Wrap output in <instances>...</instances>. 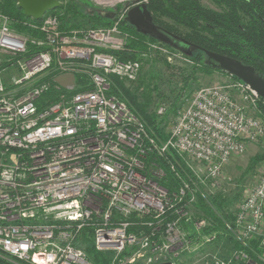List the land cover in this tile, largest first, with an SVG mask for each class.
I'll use <instances>...</instances> for the list:
<instances>
[{"label": "built area", "instance_id": "built-area-1", "mask_svg": "<svg viewBox=\"0 0 264 264\" xmlns=\"http://www.w3.org/2000/svg\"><path fill=\"white\" fill-rule=\"evenodd\" d=\"M129 8L111 26L68 32L49 12L24 23L25 32L0 14V264H93L84 239L109 264H135L146 251L154 264H177L179 249L189 254L221 238L218 228L206 232L216 223L199 199L231 242L261 249L257 263L231 242L229 258L200 260L264 264V168L235 209L224 205V218L215 191L230 159L264 136L260 97L230 76L198 88L157 140L109 95L111 77L135 81L142 69L115 56L127 42L119 24ZM146 48L169 63L181 55L158 42ZM60 76L73 80L64 86ZM169 212L176 218L165 222ZM192 219V230L181 225Z\"/></svg>", "mask_w": 264, "mask_h": 264}, {"label": "trees", "instance_id": "trees-1", "mask_svg": "<svg viewBox=\"0 0 264 264\" xmlns=\"http://www.w3.org/2000/svg\"><path fill=\"white\" fill-rule=\"evenodd\" d=\"M58 1L61 4L60 8L48 14L55 15L62 24L61 29L66 32L81 28V24L70 25V21H86L87 24L92 25V28H96L111 26L117 19L106 21L99 14L90 15L87 3L82 2V0ZM141 1H146L147 11L156 25L182 37L199 48L193 49L189 56L180 53L185 60L192 62L193 72L188 77H182L179 93L172 100L167 101L170 104L163 115L148 111L155 98L162 99L163 102L166 101L157 88L143 93L138 89L132 91L131 88L125 86L122 80L117 77H111L112 86L109 95L125 101L139 115L148 131L157 140L164 141L167 138L165 133L166 125L164 123L169 116L178 114L179 103L182 100L181 95L187 90L195 72L221 73L205 65L206 57L202 50L237 60L243 65L252 67L259 75L264 77V0H210L219 9V12L205 8L199 0ZM0 14L9 20V27L17 32L26 31L24 23H39V20H31L25 17L22 10L17 7L15 0H0ZM178 27L182 28L185 33H179ZM119 29L127 36V42L124 49L115 53V56L121 62L137 61L142 63L149 57L146 50L147 41L151 43H156V41L137 32L124 19L119 24ZM165 46L173 50L171 47ZM164 65L169 69L174 67L172 63L167 61L164 62ZM232 79L237 80L235 78ZM54 94V91L51 90L46 98L53 97ZM259 108L261 116L264 118V101L262 99ZM257 160H264V157ZM166 176L168 185L176 187L177 182L172 179V176L169 174H166ZM198 205L204 210L205 215L216 223L214 229L208 228L206 232L218 228L217 230L221 232V238L231 242L224 233L222 221L217 219L207 209L202 199H199ZM217 208L224 218V202L222 199H220ZM175 218L176 215L169 212L165 215L164 221L167 222ZM193 221L194 219L188 223L183 220L181 225L185 228L189 226L190 228L187 229L192 230ZM83 244L85 253L89 258L92 257L90 259L93 264H108L106 257L96 252L88 239H84ZM231 244L235 250L243 251L254 263H257V257L261 253L258 243L251 242L247 248H243L233 242Z\"/></svg>", "mask_w": 264, "mask_h": 264}, {"label": "rangeland", "instance_id": "rangeland-1", "mask_svg": "<svg viewBox=\"0 0 264 264\" xmlns=\"http://www.w3.org/2000/svg\"><path fill=\"white\" fill-rule=\"evenodd\" d=\"M131 1L133 0H124L120 3L117 1L113 4H105L99 3L96 0H82V2L87 3L88 13L90 15H96L100 10L105 11L114 8L117 10L116 14L119 15V12H122L128 4L130 5ZM140 2L146 4V1L140 0ZM199 2L205 8L219 12V9L216 8L210 0H199ZM111 5L113 6L111 7ZM69 23L70 25L81 24V29L92 28V25L87 24L86 21L76 20L73 22L70 21ZM177 30L179 33H185L182 28L178 27ZM178 57L179 58L171 62L174 67L169 69L168 67H165L164 62H166V60L162 55L152 53L142 62L141 72L135 81L122 80L125 86L131 88L132 91L138 89L141 93H143L157 88L161 95L165 97L166 101L164 102L162 99H154L153 104H151L148 108L150 113L157 114L160 108L166 109L170 104L167 101L172 100L179 93L182 77H188L193 72L192 62L185 60L181 55ZM72 80L73 78L71 76H60L57 79V81L64 86ZM228 82L229 78L227 79V77L222 73H203L196 71L193 79L189 82L187 90L181 95L182 100L179 103V112L188 103V101H190L193 93L198 88L209 85L226 84ZM175 117L176 116H169L167 118L164 123V125H166L165 133H168L175 121ZM263 157L264 136L256 143L247 146L246 151L242 155L233 156L229 163L224 167L220 179V187L215 191L220 194V198L223 200L225 208H227L228 211L235 209L238 204L243 201L246 191L251 189L258 181L264 168V160L257 159H262ZM190 215L196 216L198 214L196 213V210L193 209L190 211ZM193 249H195V251L189 254L182 253L179 249V251H177L179 254L177 264H214L211 260L212 256L227 259L233 251L229 241L225 238L218 239L216 242L206 246L204 249L199 248V246H193ZM174 250L176 251V249H173L172 251ZM142 254L143 258H140L135 262V264L155 263V259L157 257L155 258L154 256H151L148 251ZM207 254L211 257L208 262L201 261L200 259ZM90 258L92 259V257ZM167 259L173 261V255L169 253L167 255ZM158 260L160 261V258Z\"/></svg>", "mask_w": 264, "mask_h": 264}, {"label": "water", "instance_id": "water-1", "mask_svg": "<svg viewBox=\"0 0 264 264\" xmlns=\"http://www.w3.org/2000/svg\"><path fill=\"white\" fill-rule=\"evenodd\" d=\"M15 2L17 7L22 10L24 16L32 20H40L47 12L55 11L61 6L58 0H15ZM131 5L125 14L124 20L140 34L160 44L167 45L184 55L189 56L193 49H199L182 37L156 25L147 11L145 3L140 2V0H133L131 1ZM99 15L104 18H111L113 16L106 13H100ZM202 51L206 57V66L249 86L264 101V77L259 75L252 67L243 65L239 61L229 57L205 50Z\"/></svg>", "mask_w": 264, "mask_h": 264}, {"label": "flooded vegetation", "instance_id": "flooded-vegetation-1", "mask_svg": "<svg viewBox=\"0 0 264 264\" xmlns=\"http://www.w3.org/2000/svg\"><path fill=\"white\" fill-rule=\"evenodd\" d=\"M132 5H127L126 7H131ZM104 14V13H106V14H112L113 16L111 17V18H104V17H102L104 20H106V21H111V20H114L115 18H116V13H117V10L114 8V9H109V10H105V11H98V13L97 14Z\"/></svg>", "mask_w": 264, "mask_h": 264}, {"label": "bare ground", "instance_id": "bare-ground-1", "mask_svg": "<svg viewBox=\"0 0 264 264\" xmlns=\"http://www.w3.org/2000/svg\"><path fill=\"white\" fill-rule=\"evenodd\" d=\"M99 3H105V4H113L116 3L117 1L122 2L124 0H96ZM128 1V0H127Z\"/></svg>", "mask_w": 264, "mask_h": 264}, {"label": "crops", "instance_id": "crops-1", "mask_svg": "<svg viewBox=\"0 0 264 264\" xmlns=\"http://www.w3.org/2000/svg\"><path fill=\"white\" fill-rule=\"evenodd\" d=\"M224 75H225V74H224ZM225 76H226V77H227V79H228V76H227V75H225ZM249 145H251V144H248V146H249Z\"/></svg>", "mask_w": 264, "mask_h": 264}]
</instances>
